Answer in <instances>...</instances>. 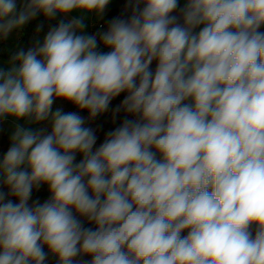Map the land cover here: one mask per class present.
<instances>
[{"label":"clouds","instance_id":"obj_1","mask_svg":"<svg viewBox=\"0 0 264 264\" xmlns=\"http://www.w3.org/2000/svg\"><path fill=\"white\" fill-rule=\"evenodd\" d=\"M109 2L0 0V38ZM129 8L97 34L109 52L73 18L0 68V121L51 116L47 134L17 124L0 159V264H45V246L57 264H264V0ZM121 93L134 118L95 151L83 117L52 112L63 99L94 119Z\"/></svg>","mask_w":264,"mask_h":264},{"label":"trees","instance_id":"obj_2","mask_svg":"<svg viewBox=\"0 0 264 264\" xmlns=\"http://www.w3.org/2000/svg\"><path fill=\"white\" fill-rule=\"evenodd\" d=\"M118 5L116 7L112 6H106L103 14L100 15L99 25H95L92 28V35H97L98 33L104 32L107 30L108 22L112 20L115 17L122 16L123 18H127L131 15V9L129 8L126 12V6L128 5V0H117ZM24 3V0H17V12L21 10V7ZM141 8L144 7L143 4L140 5ZM182 4L179 0V8H182ZM179 8L174 12V15H179ZM59 20L54 18H47L42 13L38 14L34 19L30 20L28 23L24 25L21 41L23 43L22 47L23 49L27 50L29 47H31L36 40H39L41 43L43 42V39L47 32L57 26L59 24ZM182 22V21H181ZM42 25V28L39 33H37L36 29L37 26ZM259 31L264 32V26H261ZM98 40V51L102 52L103 50L111 51V49L106 48L99 40V36L97 35ZM19 50V49H18ZM18 50H11L7 47L4 41H0V60L5 59L10 62V58L12 55H14ZM156 61H153V63L150 65L151 70L154 72L156 68ZM127 94L121 93L119 96L113 98L110 101L108 110L97 115L94 119H89V113L84 110L81 111L78 109L75 105L72 103L65 101L63 99H56L52 105V112L54 113L57 109L61 110L63 113H69V112H75L81 117L84 118L85 126L90 127L95 131V134L97 136L96 144L93 147V151H95L100 144L104 142V139L106 137V134L115 128L119 127L123 120L125 118L132 119L134 118L130 114H126L123 110L116 112L115 110L117 107L122 103L123 99L125 98ZM28 120L33 121L31 118H26ZM44 130V132L50 133L51 132V116L49 119L41 121V122H35V130L34 131H40ZM10 147V142H8L7 137L5 135L1 136L0 138V159L3 158V155L6 153L8 148ZM82 154L77 153L76 159L74 163H79V161L82 159ZM0 191H3L5 193L9 192V189L4 186L2 183H0ZM50 192L48 190L47 185H41L39 189H33L31 198L29 200V205H33L36 201H39L41 204L44 203L46 200L50 199ZM8 199H13L14 202L16 201L15 197L8 196ZM73 214L77 216L78 219L81 220L83 226L85 228H92L95 229L96 225L92 222H89L85 217L79 216L78 213L73 210ZM182 235H187V232L185 231L182 233ZM44 251L47 253V258L45 261V264H57V257L52 255L47 246H45ZM83 260H90V256H84L82 257Z\"/></svg>","mask_w":264,"mask_h":264},{"label":"rangeland","instance_id":"obj_3","mask_svg":"<svg viewBox=\"0 0 264 264\" xmlns=\"http://www.w3.org/2000/svg\"><path fill=\"white\" fill-rule=\"evenodd\" d=\"M182 6H184L186 0H180ZM118 5L117 0H110L109 4L107 6H112L116 7ZM82 17L84 20L85 28L83 29V33L85 35H92V28L99 23L100 20V15L98 16L95 12H90V13H84L81 11H73L67 15L64 14H57L56 18L61 21L63 20L64 22H68L69 20L73 18H80ZM202 27V26H201ZM24 26L19 29V30H13L9 36L4 39L0 38V41H4L7 47L11 50H18L22 47L23 43L21 41L22 37V30ZM200 29L197 28L195 31H199ZM102 52H108L106 50H103ZM11 66L10 62L1 59L0 60V68L4 70H8V68ZM187 102V101H186ZM19 124L21 126H24L26 128H30L31 130H35V122L28 120V119H21L19 121L15 120L12 117H8L0 121V138L1 136L5 135L7 137L8 142H10V137L12 133L15 130L16 125ZM11 143V142H10Z\"/></svg>","mask_w":264,"mask_h":264},{"label":"built area","instance_id":"obj_4","mask_svg":"<svg viewBox=\"0 0 264 264\" xmlns=\"http://www.w3.org/2000/svg\"><path fill=\"white\" fill-rule=\"evenodd\" d=\"M97 25L101 26L99 23Z\"/></svg>","mask_w":264,"mask_h":264}]
</instances>
